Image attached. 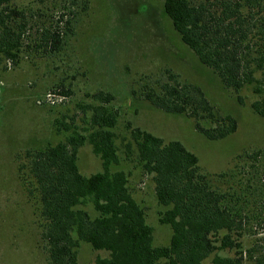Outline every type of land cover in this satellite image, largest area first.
I'll list each match as a JSON object with an SVG mask.
<instances>
[{"label": "trees", "instance_id": "obj_1", "mask_svg": "<svg viewBox=\"0 0 264 264\" xmlns=\"http://www.w3.org/2000/svg\"><path fill=\"white\" fill-rule=\"evenodd\" d=\"M162 2L181 41L242 103L239 93L256 83V73L264 69V0ZM89 4V0H0V67L21 64L32 49L28 29L42 10L43 23L36 24L38 38L33 48L55 55L61 52L74 16L86 13ZM166 77L145 82L141 95L151 106L191 119L196 131L209 141L236 133L237 120L220 113L201 87L182 82L175 74ZM93 98L100 104L89 106L87 128L81 131L57 119L56 131L65 134V141L26 152L19 166L20 177H27L29 191L38 202L41 237L50 264H78L80 242L108 253L93 264H264L263 256H255V240L244 248L245 238L252 237L254 226L262 221L254 203L264 197L258 192L263 186L247 179L240 165L246 158L251 161L249 167H254L263 152L238 155L228 171L212 174L201 168L197 155L181 142L131 128L125 154L136 152L144 173L152 177L162 208L159 222L172 230L170 244L155 247L154 229L132 196L128 175L114 169L120 165L113 131L119 114L108 105L115 97L98 92ZM252 109L264 117L259 102L252 103ZM85 144L102 163V170L90 176L83 175L78 166Z\"/></svg>", "mask_w": 264, "mask_h": 264}, {"label": "rangeland", "instance_id": "obj_2", "mask_svg": "<svg viewBox=\"0 0 264 264\" xmlns=\"http://www.w3.org/2000/svg\"><path fill=\"white\" fill-rule=\"evenodd\" d=\"M89 2L86 13L74 16L61 52L55 55L33 48L38 38L36 24L43 23L42 10L28 29L32 49L21 64L0 67V264H50L41 237L38 202L29 191L27 177H20L19 166L26 152L65 141V134L56 131L57 119L81 131L87 128L89 106L100 104L93 98L98 92L115 97L108 105L119 114L113 131L120 165L114 169L128 175L132 196L154 229L155 247L168 246L172 230L159 222L162 208L152 177L144 173L136 152L125 154L131 128L181 142L197 155L201 168L212 174L228 171L238 155L263 152L254 167H249L251 161L246 158L240 165L245 167L247 179L263 186L258 192L264 196V117L252 109L254 102L264 107V69L256 73V83L239 93L241 103L238 95L225 89L181 41L162 0ZM167 73L201 87L220 113L237 120L236 133L221 141H209L196 131L191 119L151 106L141 95L145 82L165 81ZM78 166L85 176L102 170L101 160L89 144L80 149ZM254 205L262 221L254 226L253 236L245 238L244 248H250L255 240V256L259 258L264 257V197ZM77 251L78 264H93L98 257L108 256L85 242H80ZM228 253L233 255L223 254Z\"/></svg>", "mask_w": 264, "mask_h": 264}]
</instances>
